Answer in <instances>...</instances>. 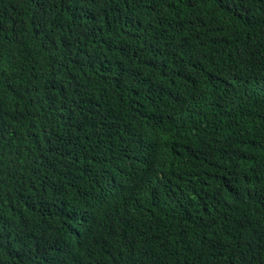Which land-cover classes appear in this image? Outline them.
<instances>
[{"label":"trees","instance_id":"trees-1","mask_svg":"<svg viewBox=\"0 0 264 264\" xmlns=\"http://www.w3.org/2000/svg\"><path fill=\"white\" fill-rule=\"evenodd\" d=\"M0 264H264V0H0Z\"/></svg>","mask_w":264,"mask_h":264}]
</instances>
